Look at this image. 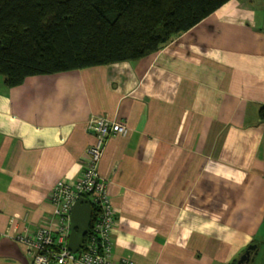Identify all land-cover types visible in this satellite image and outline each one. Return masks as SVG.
Wrapping results in <instances>:
<instances>
[{
	"label": "crops",
	"instance_id": "1",
	"mask_svg": "<svg viewBox=\"0 0 264 264\" xmlns=\"http://www.w3.org/2000/svg\"><path fill=\"white\" fill-rule=\"evenodd\" d=\"M263 108L264 0H230L139 60L0 75V264H34L16 236L59 228L50 191L82 176L93 116L129 128L99 165L115 261L234 264L253 244L246 264H264Z\"/></svg>",
	"mask_w": 264,
	"mask_h": 264
},
{
	"label": "trees",
	"instance_id": "2",
	"mask_svg": "<svg viewBox=\"0 0 264 264\" xmlns=\"http://www.w3.org/2000/svg\"><path fill=\"white\" fill-rule=\"evenodd\" d=\"M228 1L0 0V75L16 87L29 76L139 60Z\"/></svg>",
	"mask_w": 264,
	"mask_h": 264
},
{
	"label": "built area",
	"instance_id": "3",
	"mask_svg": "<svg viewBox=\"0 0 264 264\" xmlns=\"http://www.w3.org/2000/svg\"><path fill=\"white\" fill-rule=\"evenodd\" d=\"M88 128L95 135V142L89 148V160L82 176L74 183L60 180L50 191L59 216V228L57 231L40 228L34 234L18 236L27 246L34 264H136L129 256L119 261L113 259L116 210L108 194L107 180L99 170L105 140L111 135L127 134L129 128L107 116H93ZM83 196L90 198L97 215L81 248L72 252L67 244L71 230L70 215L73 205Z\"/></svg>",
	"mask_w": 264,
	"mask_h": 264
},
{
	"label": "water",
	"instance_id": "4",
	"mask_svg": "<svg viewBox=\"0 0 264 264\" xmlns=\"http://www.w3.org/2000/svg\"><path fill=\"white\" fill-rule=\"evenodd\" d=\"M92 214L93 208L90 201L86 197L79 198L72 208L70 217L71 232L67 244L72 252H78L86 235L90 232ZM255 249L256 245H250L238 264H246L252 260V251Z\"/></svg>",
	"mask_w": 264,
	"mask_h": 264
},
{
	"label": "bare ground",
	"instance_id": "5",
	"mask_svg": "<svg viewBox=\"0 0 264 264\" xmlns=\"http://www.w3.org/2000/svg\"><path fill=\"white\" fill-rule=\"evenodd\" d=\"M102 158V157H101ZM83 197H85V196H83ZM81 198V197H80ZM87 198V197H86ZM50 200H51V198H50ZM77 202V201H76ZM74 206V205H73ZM72 211V210H71ZM70 217H71V215H70ZM70 228H71V226H70ZM71 231V230H70ZM37 232V231H36ZM36 232H34V233H36ZM25 233H28V232H25ZM25 233H20V234H18L17 236H16V239L22 244V245H24L25 246V248H26V252L28 253V250H27V246L24 244V243H22L19 239H18V236H20V235H23V234H25ZM34 233H28V234H34ZM55 247V246H54ZM28 255L30 256V254L28 253ZM31 257V256H30ZM31 259H32V257H31Z\"/></svg>",
	"mask_w": 264,
	"mask_h": 264
}]
</instances>
